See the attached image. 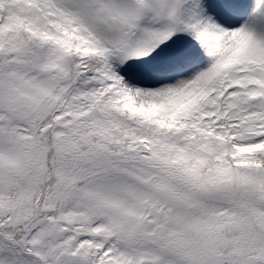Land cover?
Returning a JSON list of instances; mask_svg holds the SVG:
<instances>
[{"label": "snow or ice", "instance_id": "1", "mask_svg": "<svg viewBox=\"0 0 264 264\" xmlns=\"http://www.w3.org/2000/svg\"><path fill=\"white\" fill-rule=\"evenodd\" d=\"M0 264H264V0H0Z\"/></svg>", "mask_w": 264, "mask_h": 264}]
</instances>
